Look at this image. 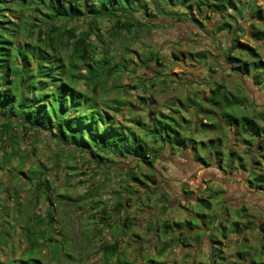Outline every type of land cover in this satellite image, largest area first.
<instances>
[{"label":"trees","instance_id":"16d2710c","mask_svg":"<svg viewBox=\"0 0 264 264\" xmlns=\"http://www.w3.org/2000/svg\"><path fill=\"white\" fill-rule=\"evenodd\" d=\"M168 6L171 10L173 8V14L167 10ZM262 8L264 9V0H0V170L9 172L12 181L17 178L18 172H23V182L33 187L36 197L43 195L50 204L47 210V224L42 215L33 216L27 209L19 207H15L14 216L9 219L10 195L5 199L0 195L1 199L6 201L0 205V249L3 245L14 248L13 244L9 243L10 235L12 230L17 229V222L22 214L28 217L27 225L21 229L22 239L30 244L20 251L18 257L13 255L6 261L0 260V264H46L40 256L39 248L42 243L38 239L46 240L52 245L51 253L54 256H67L70 262L76 257L67 249V244L71 246L72 241L69 242L67 238L55 241L54 237L47 234L49 228L55 229L52 223L56 203L49 190L54 188L51 176L52 171L57 169V164L47 169L40 165L28 167V172H24L26 161L21 160L15 168L13 160L20 156L19 140H16L15 131L18 128L23 131V136L27 134L28 129H44L58 143L70 147V151L90 155L96 158L97 164L104 165L114 162L116 157H132L137 159L138 166L145 164L154 168V161L161 158L162 154H167L164 149L168 148L169 153L181 151V154L184 150L192 149L195 154L194 164L198 165V172L204 177L207 176L208 183L198 194L195 204L200 203L210 208L212 197L223 196L221 203L224 216L220 227L222 229L223 224L224 230V223L229 218L232 220L233 214L237 217L236 212L244 211L246 207L235 208L233 203L227 201V187H216L215 180L208 175L209 172L216 171L225 176L226 180V176L231 174L233 180V177H236L235 169H240L243 178L237 183L241 184L243 196L264 192V124L261 123V120L264 121V105L260 111L261 117H256L253 110L259 108V104L245 94L247 89L243 87L232 90L218 77L222 74H237L240 75L239 79L244 80L246 76L247 79L253 80L258 91H263L261 87L264 88V57L256 47L240 40L241 35L248 31L251 33L248 37L253 34L256 36L255 40L264 41ZM208 11L218 14V24L216 28L208 25L209 32H206L203 26L204 20L210 18L207 16ZM136 13L145 18L146 22L136 18ZM124 16L126 17L123 18ZM105 17L114 19L108 38L99 32L98 21ZM162 17L175 20V24L193 20L198 27V30L193 32L195 36H200L202 32L207 37H213L223 31L224 35L228 34V41L216 52L213 51V47H216L213 44V47L201 49L197 55L193 51L190 52L184 59L176 53L174 58L177 60L185 61L189 58L191 64L192 61L201 63L205 70L202 78L199 81H190L188 74L178 75V85L183 87L189 84L193 87L196 84V88L187 91L186 97L179 98V102L169 99L168 103H178L169 112L155 110L150 101H146L147 118L138 117L136 124L140 130L132 129L118 120V113H122L123 105L127 103V100L119 96V91L128 90L130 86L116 81L124 74L133 75L138 62L126 55L132 51L129 45L125 46L121 58H117V37L122 35L123 30L131 34L134 29L141 30L144 26L153 28L156 26L154 23L168 26ZM74 20L86 21V26L71 25L70 22ZM189 37L188 40L191 39L190 35ZM138 60L145 67H150L148 65L151 61L157 62L162 67L157 70L160 77H151V83H158L159 77L161 84H166L170 77L167 71L171 69L173 62L162 56L160 50L150 48L149 52L139 56ZM233 64L241 66V69ZM141 80V83L144 82V79ZM203 85H206L205 89ZM110 90H115L116 96L109 97ZM223 92L231 93L233 103L229 100H226L228 105L227 102L221 103L222 99H226ZM140 99L144 101L145 97L140 96ZM198 99L202 102H198ZM184 109L192 111L188 117L182 113ZM201 111L206 112L212 121L202 118L199 123L198 112ZM203 129L214 132L211 140L218 143L215 153L206 148L204 152L201 151L200 145L206 143L203 138L198 137L197 132ZM233 137L237 142L241 140L246 145L241 153L235 150L234 145L237 143L232 144ZM70 168L76 167L71 165ZM66 175L70 176L68 172ZM144 176L147 180L157 182L153 191L161 193L158 199L162 202L161 210L164 211L165 207H169V200L167 194L162 193L161 185L166 193H173L174 189L165 182L160 185L155 172ZM131 179L124 180L133 187ZM136 179L140 184L147 183V180H140L138 177ZM69 183L72 185L71 180ZM140 190L142 191V185L135 189V192ZM4 191H8V183L5 184ZM127 191L128 194L120 192L114 203L109 202V197L104 199L99 190L77 197L69 194H59L58 197L61 202L67 204L79 202L77 207L82 209L86 207V203L89 204L93 216H96V223L91 229L86 225L85 232H92L100 237L105 231L112 235V238L100 243L98 252H95L100 253L105 262L137 264L136 257L127 258L130 242L124 238L127 235L135 236L130 231L135 223V216L129 217L132 213L130 193L133 191L130 188ZM229 207L235 213L228 212ZM123 213H126L125 217ZM183 223L185 227H182ZM174 224L179 226L176 229L179 232H175ZM118 225H121L122 232L116 235ZM190 225L192 223L189 220L172 223L169 217L165 218L162 224L156 225L162 238H165L159 253L164 254L171 240L189 244L188 238L191 237L193 228H197L202 233L207 232L205 238L214 240L209 243L208 254L216 252L223 260L219 264H225L226 257L220 254V247L215 242V236L219 233L216 234L205 226L202 228ZM230 225L233 230L242 228L241 220H235ZM37 227H40L39 231ZM257 228L260 229L258 234L264 235V220ZM220 231L222 230L218 232ZM223 236L228 237L225 232ZM198 238L201 239L200 243L204 242L203 235ZM138 246L141 249L142 246ZM260 253L264 251L247 255L249 257H245L248 259L246 263H259L255 258ZM238 254V259H242V251H238ZM149 261L152 264H162L154 258ZM242 263L244 264L243 260L232 262ZM202 264H209V261Z\"/></svg>","mask_w":264,"mask_h":264},{"label":"rangeland","instance_id":"374dc122","mask_svg":"<svg viewBox=\"0 0 264 264\" xmlns=\"http://www.w3.org/2000/svg\"><path fill=\"white\" fill-rule=\"evenodd\" d=\"M257 6L259 7V5ZM167 10L172 12V14L174 13L173 8L171 10L169 6ZM262 10L264 14V9L262 8ZM136 16V18L142 22H146V19L140 17L139 13H136ZM207 16H210V18L204 20L205 25L203 28L206 29V32H209L208 25L212 26V28H216V24H218V14H213L208 11ZM125 17L126 16L123 18ZM161 19L167 22L168 26H164L161 23H154L156 26L153 28L144 26L141 30L134 29L131 34L123 30L122 35L117 37V58H121L125 51V46L129 45L132 51L126 53V55L135 59L134 62H138L137 70L133 75L124 74L116 81V83H125L130 86L128 90L121 89L119 91V96L127 100V103L123 105L122 113H118V120L122 121L123 124H127L132 129L140 130V127L136 124L138 117L146 116L147 118L146 114L148 111L145 105L146 101H150L155 110L160 109L164 112H169L172 110L171 108L178 105V103L175 102L168 103L169 99H174V101L177 102L179 98L184 99L186 97L187 91L196 88V84H194L193 87L189 84L183 87L178 85L176 83L178 75L181 73L188 74V76L191 77L190 81H199L202 78V74L205 70L201 67V63L192 61L191 64L188 60L189 58H186L185 61L177 60L174 58L176 53L184 59L187 55H190V52L193 51L195 55H197L201 52V49L207 46L213 47V44L216 46L215 48L213 47V51L216 52L218 48L224 47L225 43H227L226 41H228V34L224 35L223 31L213 35V37H207L202 32H200V36H195L193 32L198 30V27L195 26L196 23L193 20L181 21L175 24L176 21L169 17H162ZM251 21L252 19H250V22ZM242 23H244V21H242ZM70 24L84 27L86 26V21L74 20L71 21ZM98 25L99 32L108 38V32L113 29L114 19L110 17L99 19ZM253 30L255 31V28ZM250 34L251 33L248 31L243 33L240 37L241 42H246L256 47L264 57V41L260 39L255 40L256 36L253 34L251 37H248ZM189 35L191 39L188 40L187 38H190ZM210 41L213 43L211 44ZM114 47L115 46H112V48ZM150 48L160 50L162 56L164 55L169 62H173V66L167 71L169 72L170 79L168 78L164 85L161 84L160 76L157 74V70L162 68L157 62L151 61L148 65L150 67H145L142 62L138 60L139 56L143 54L146 55ZM169 65L168 63V66ZM233 65L241 69V66L236 64ZM165 68L166 67H163V69ZM206 73L204 74L205 76H207ZM156 75L159 76L157 78L158 83L152 84L151 77ZM234 75L222 74L218 77H220V81H223V83L227 84L232 90H236L237 88L242 89L243 87L247 89L245 90V94L259 104V108H254L253 112L256 117L260 118V111L263 109L264 105V88L261 87L263 91H258L253 80L247 79L246 76L244 80L239 79L238 76L240 75ZM141 79H144V82H142L143 84L141 83ZM204 86L206 85H203V88ZM223 93L226 99H222L221 103L227 102L228 100L230 103H233L231 93ZM108 96H116V91L110 90ZM140 96L145 97V100H141ZM198 100V102H202L201 99ZM184 110L182 113L186 117L192 112L191 110ZM198 113L199 123L202 118L206 119V121L207 119L210 122L212 121V118L209 117L206 112L204 113L201 111ZM261 123L264 124V121L261 120ZM15 131H17L16 140H19L20 147V156L13 160V166L15 168L21 163V160L26 161L24 172H28V167L34 168L40 165L43 169H47L57 164V169H55L56 171H52L51 176L54 188L49 190V193L53 195L52 198L54 203H56L54 204L56 212L52 223L55 229L51 230L49 228L47 234L48 236L51 235L54 237L55 241H61L64 238L70 240L69 242L72 241L71 246L67 244V249H69L72 255L75 254L76 257L70 262L67 256H54L53 253H51L53 250L52 245L46 240L38 239L42 243L39 248L40 256L46 264H115L113 261L105 262L100 253L95 254V252H98V245L112 238V235L106 231L101 237L99 235H94L92 232H85L86 225H89L88 228L91 229L94 223H96V216H93L89 204L86 203V207L82 209L77 207L79 202L67 204L61 202L58 197L59 194H69L73 197H77L99 190L104 199L109 197V202L114 203L120 192L128 194V188L133 191V193H130L132 196L130 201L132 204V206H130V212L132 213L129 214V217L135 216L133 220L135 223L132 226L130 225V231L135 234V236L131 237L127 235L124 238L126 241L130 242L127 258L132 259L136 257L137 264H152L149 261L151 258L158 260L162 264H202V262L207 261H209V264H219L223 262L216 252H209L208 254L209 243L212 241L204 239L205 242L200 243L201 239H199L198 236L203 235L205 238L207 232L202 233L197 228H193L190 234L191 237L188 238V241L190 240L189 244H187V242L183 244L181 241L171 240L166 246L164 254L159 253L165 238H162L156 225L162 224L163 220L168 217L172 219V223L179 222V220H189L194 227L203 228L205 226L210 230H214L216 234L219 233L215 236V242L217 246L220 247V254L226 257L225 264H232L233 261L237 260H243L244 264H255L250 261L246 263L248 259L245 257L247 255H255L260 250L264 251V235L258 234L260 229L257 228L260 222L264 220V192L252 196L247 194L243 196L244 193L242 189L240 190L241 184L237 183V181H241L243 178V175H240L242 172L240 169H235L236 177H233V180L231 174L227 175L226 178L228 181H225V176L219 175L216 171L208 173V175L210 174L215 180L216 183L214 184L216 187H227L228 192L225 194L226 199H228L227 201L233 203L235 208L240 206L246 207L244 211L236 212L238 215L237 217L233 214L234 216L232 218L233 221L241 220L242 228L233 230L230 225L233 221L228 217L229 219L224 223L226 226L224 230L222 223V229L220 227V222H223L224 216L222 214L224 207L221 203L223 196L212 197V207L210 208L200 203L195 204L194 200L196 199L198 201V194H200L208 183L206 181L207 176L204 177L201 172H198V165L194 164L193 158L195 154L192 149L184 150V152H182L183 154H181V151L169 153L170 150L166 148L164 151H166L167 154H162L161 158L154 161V168L145 164L138 166L137 159L132 157H116L114 162H109L108 165H104V163L97 164L96 158L90 155L78 151H70V147L68 148L58 143L50 136L48 131L44 129H28L27 134L24 136L20 128L15 129ZM197 134L198 137L203 138L206 143V145H200L201 151L204 152V148H206L215 153V150L218 149V143L211 140L214 132L203 129L198 131ZM222 140L224 141V139ZM232 144H235V150L240 153L246 146L241 140L237 142L234 137L232 138ZM257 150L261 149L257 148ZM236 161H238V159H236ZM71 165H74L76 168H70ZM67 172L70 174L69 177L66 175ZM151 172H155L159 184L165 182L166 185L174 189L173 193H166L165 189H163V185L160 184L162 193L165 192L169 200V207H165L164 211L161 210L163 204L158 199L161 193L153 191L157 182L155 183L151 179L147 180L144 176V174H151ZM16 175L17 178L12 181V175L9 172L0 170V195L3 196L4 199L10 195V213L8 218L10 219L14 216L15 207H19L24 210L27 209L33 216L36 214L42 215L45 224H47V210L50 204L43 195L36 197L33 187L23 182L25 175L23 172H18ZM137 177L140 180H147V183L140 184V181L136 179ZM126 178H128V180L132 178L133 187H130L128 182L124 180ZM70 180L72 185L69 183ZM7 183L8 191H4L5 184ZM141 185L142 191H144L142 192L140 190L136 193L135 189H139ZM147 190L149 193H146ZM232 200H234V202H232ZM3 202L6 201H3L0 197L1 206ZM64 211L66 213H64ZM227 211L235 213L230 207ZM25 212L27 213V211ZM125 215L126 213H123L124 217ZM19 217L20 220L17 222V229L12 230V234L10 235L11 239L9 241V243L13 244L14 248L11 249L8 245H3V248L0 249L1 261H6L13 255L18 257L20 251L25 246H30V244H27L26 241L22 239L21 234V229H24L27 225L28 217L26 214H22V216ZM173 227L175 232H179L176 231L179 227L178 225L176 226L174 224ZM182 227H185V223L182 224ZM37 230L39 231L40 227H37ZM219 230L222 231L218 232ZM119 232H122L121 225L117 226L116 235ZM224 232L228 237L225 238L223 236ZM139 244L142 246L141 249L138 248ZM238 251H242V259H238L240 258L238 256ZM255 260L259 262L256 264H264V253L256 255Z\"/></svg>","mask_w":264,"mask_h":264},{"label":"crops","instance_id":"0c3cea01","mask_svg":"<svg viewBox=\"0 0 264 264\" xmlns=\"http://www.w3.org/2000/svg\"><path fill=\"white\" fill-rule=\"evenodd\" d=\"M206 88V86H204V88L203 89H205ZM225 181H228V180H226L225 179ZM194 201H196V199L194 200ZM232 202H234V200H232ZM206 240H207V238H205ZM205 242V241H204ZM212 242H214V240H212ZM211 244V243H210Z\"/></svg>","mask_w":264,"mask_h":264}]
</instances>
